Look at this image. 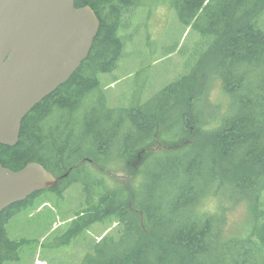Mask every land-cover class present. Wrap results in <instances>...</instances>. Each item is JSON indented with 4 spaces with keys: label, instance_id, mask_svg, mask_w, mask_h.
I'll use <instances>...</instances> for the list:
<instances>
[{
    "label": "trees",
    "instance_id": "16d2710c",
    "mask_svg": "<svg viewBox=\"0 0 264 264\" xmlns=\"http://www.w3.org/2000/svg\"><path fill=\"white\" fill-rule=\"evenodd\" d=\"M74 1L76 7L90 6L99 20L88 57L64 84L26 114L15 145L0 144L3 167L17 171L38 162L55 176L66 175L56 186L0 212V264L19 261L23 248L32 245L27 238L9 237L10 221L25 209L37 210L46 202V192L61 198L72 185L82 191L94 193L95 187L102 191L93 205L96 213L71 222L67 230L71 238L93 223L104 222L105 217L120 224L111 239L104 236L96 243L97 247L107 240L111 244L96 264H229L226 250L239 244L225 234L223 215L206 210L205 200L223 191L229 202L252 203L264 189V0H168L187 27L213 40L189 75L165 86L142 105L120 109L122 117L117 118L112 117L103 96V76L115 71L125 57L129 38L122 32L129 31L140 5L157 0ZM208 71L212 80L221 81L230 102L220 122H205L217 127L203 131L204 123L192 109L207 94L204 72ZM197 78L202 83L195 87ZM172 115L177 121L169 125L167 119ZM177 126L181 135L172 136ZM155 132L171 147L163 158L160 152L147 153L138 171L161 183L162 189L145 197L133 185L129 209L120 188L113 186L114 176L109 193V185L85 167L90 163L107 167L105 161L117 142L114 161L124 162L136 148L148 145ZM145 167L149 169L144 171ZM141 173H134L132 179L141 178ZM257 183L261 186L256 189ZM91 200L92 194L86 201ZM262 231L261 220L255 229H243L248 232L244 242L254 253L256 247L264 249ZM95 260L87 256L89 263Z\"/></svg>",
    "mask_w": 264,
    "mask_h": 264
},
{
    "label": "rangeland",
    "instance_id": "374dc122",
    "mask_svg": "<svg viewBox=\"0 0 264 264\" xmlns=\"http://www.w3.org/2000/svg\"><path fill=\"white\" fill-rule=\"evenodd\" d=\"M159 2L163 3L155 6ZM122 34L126 37L128 34L129 38L126 41L125 57L119 61L115 71L104 74V80L102 77L104 81L102 93L108 106L112 108L113 118L121 116L120 109L128 110L142 105L165 86L189 75L196 67L200 55L213 40V37L203 36L197 29L187 27L180 20L177 10L169 6L168 0L149 1L145 5H140L138 14L130 20L129 31L125 30ZM202 70L204 69L200 71ZM204 73L205 78H208L205 91H208L207 94L201 95L192 110L198 121L204 123L202 130L207 131L210 127L216 128L217 124L210 125L205 122L213 120L220 122L228 110L230 99L224 97L221 81L212 80L210 71ZM195 80V87H198L202 79ZM214 113L216 116L213 118ZM175 121H177L175 115L167 119L169 125ZM180 135L179 126L173 127L172 136ZM118 146L117 142L111 147L110 155L105 161L107 167L90 163L85 169L91 170L97 179H102L106 187L109 185L107 188L109 193L114 176L113 186L120 188L123 203L132 209L133 185L137 193L139 191L145 197H150L154 191L162 189L161 183L143 176L141 170H139L141 178L139 176L136 180L132 179L134 173H139L140 160L147 153L154 152L157 155L160 152L159 157L163 158L167 155L164 151H169L171 146L155 132L151 142L142 150L136 148L134 154L126 157L124 162L115 163L113 154L119 151ZM129 146L132 144L129 143ZM148 169L145 167L144 171ZM260 186L261 184L257 183L256 189ZM101 191L102 189L98 187H95L94 193L91 189L89 192L82 191L79 185H72L62 193L61 198L46 192L44 194L47 196L44 198L46 202L37 210L25 209L10 221L9 237L27 238L32 241V245L23 248L19 261H10L6 264H96L104 252L111 250L108 240L99 247L96 243L104 236L111 239V232H119L118 221L105 217L104 222L93 223L89 228L82 230L79 236L73 238L67 234V230L71 222L77 220L79 216L96 213L93 205ZM91 194L92 200L88 203L86 199L90 200ZM227 196L228 193L223 191L218 195L216 193L207 195L205 207L211 214L223 215L225 234L233 237L239 244L226 250L231 257L229 264H264V249L256 247L254 253L244 242L247 239L244 235L248 232H243L244 228L246 231L255 229L260 220L264 222V189L260 192V199L256 198L252 203L243 200L229 202ZM253 240L256 243L260 242L257 236H253ZM88 255L96 257L97 260L89 263Z\"/></svg>",
    "mask_w": 264,
    "mask_h": 264
},
{
    "label": "water",
    "instance_id": "95a60500",
    "mask_svg": "<svg viewBox=\"0 0 264 264\" xmlns=\"http://www.w3.org/2000/svg\"><path fill=\"white\" fill-rule=\"evenodd\" d=\"M99 26L93 9L74 0H0V144L17 143L22 119L79 68ZM65 175L38 162L0 165V212Z\"/></svg>",
    "mask_w": 264,
    "mask_h": 264
}]
</instances>
